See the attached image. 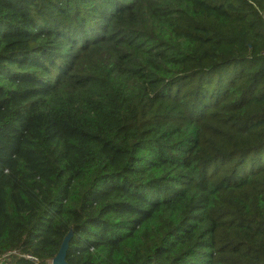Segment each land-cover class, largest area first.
Returning <instances> with one entry per match:
<instances>
[{"label":"trees","instance_id":"1","mask_svg":"<svg viewBox=\"0 0 264 264\" xmlns=\"http://www.w3.org/2000/svg\"><path fill=\"white\" fill-rule=\"evenodd\" d=\"M264 264V0H0V260Z\"/></svg>","mask_w":264,"mask_h":264},{"label":"water","instance_id":"2","mask_svg":"<svg viewBox=\"0 0 264 264\" xmlns=\"http://www.w3.org/2000/svg\"><path fill=\"white\" fill-rule=\"evenodd\" d=\"M70 237V233L64 238L62 241L57 254L52 258V264H67L65 262V253H66V247L67 243Z\"/></svg>","mask_w":264,"mask_h":264},{"label":"rangeland","instance_id":"3","mask_svg":"<svg viewBox=\"0 0 264 264\" xmlns=\"http://www.w3.org/2000/svg\"><path fill=\"white\" fill-rule=\"evenodd\" d=\"M14 253H12L11 255L6 256L5 258L0 260V264H12V260L14 258Z\"/></svg>","mask_w":264,"mask_h":264}]
</instances>
